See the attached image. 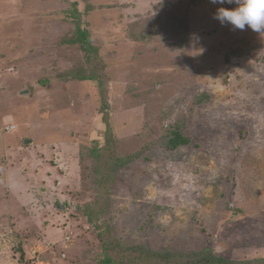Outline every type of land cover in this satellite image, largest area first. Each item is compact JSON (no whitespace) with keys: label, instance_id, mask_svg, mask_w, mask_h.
Here are the masks:
<instances>
[{"label":"rangeland","instance_id":"rangeland-1","mask_svg":"<svg viewBox=\"0 0 264 264\" xmlns=\"http://www.w3.org/2000/svg\"><path fill=\"white\" fill-rule=\"evenodd\" d=\"M164 1L0 0V264H99L102 239L114 260L145 246L264 264V32L214 18L235 5L166 0L188 27L133 40ZM73 4L90 52L61 45ZM77 66L106 84L109 141ZM175 127L188 143L169 150ZM105 151L129 158L106 182Z\"/></svg>","mask_w":264,"mask_h":264},{"label":"trees","instance_id":"trees-1","mask_svg":"<svg viewBox=\"0 0 264 264\" xmlns=\"http://www.w3.org/2000/svg\"><path fill=\"white\" fill-rule=\"evenodd\" d=\"M156 11L150 16L141 18L137 23L130 26V36L135 41H149L154 35L169 33L171 35L178 34L182 28L188 27L187 12L185 16L183 9L179 4L170 7L168 2L165 0L161 4L157 5ZM69 14V19L75 21V27L70 31V35L64 34V41L61 42L62 46L65 47H79L84 52H90L92 50L91 39L88 32L84 31L79 21V12L75 5L71 6L70 9L66 10ZM79 62V61H78ZM78 67V66H77ZM97 71V68L95 69ZM88 67H78L71 73V80H78L83 82H97L99 85V91L101 95L102 107L100 108L102 114V126L104 131V139L108 141L113 136L110 121H109V101L107 98V91L105 89L106 84L102 81V78L98 75V72ZM166 148L169 150H175L181 145L188 143V140L184 138L181 130L175 127L165 137L164 140ZM96 150L97 148H93ZM106 154L100 157V164L98 169L102 170V176L104 182L111 180L112 177L117 173L119 168L124 166L128 159L118 158L113 152L105 151ZM136 155V154H135ZM133 156L131 161L133 160ZM107 185V184H105ZM104 199V193L99 198H95L94 203L91 204V213L98 212L99 203H102ZM90 213V214H91ZM103 226H99L102 229ZM101 237L102 234H99ZM104 257L99 261V264H260L261 261H248V262H234L226 260L222 257L213 256L208 250H200L198 252L181 253L178 251H172L164 249L162 251H154L147 249L145 246H136L131 248H123L121 250L122 258L114 260L107 254V250L111 248H117L112 243L105 244V240L102 239Z\"/></svg>","mask_w":264,"mask_h":264},{"label":"clouds","instance_id":"clouds-1","mask_svg":"<svg viewBox=\"0 0 264 264\" xmlns=\"http://www.w3.org/2000/svg\"><path fill=\"white\" fill-rule=\"evenodd\" d=\"M212 4L235 5L232 8L220 7L214 18L221 25L231 26L233 29L253 32H264V0H210Z\"/></svg>","mask_w":264,"mask_h":264}]
</instances>
